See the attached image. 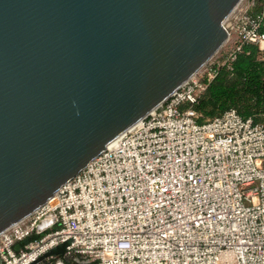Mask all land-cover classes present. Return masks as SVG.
Instances as JSON below:
<instances>
[{"label":"built area","instance_id":"obj_1","mask_svg":"<svg viewBox=\"0 0 264 264\" xmlns=\"http://www.w3.org/2000/svg\"><path fill=\"white\" fill-rule=\"evenodd\" d=\"M246 45L264 59V0H249L221 48L53 197L0 233L1 264H264V123L197 109ZM20 245L16 249V245Z\"/></svg>","mask_w":264,"mask_h":264},{"label":"water","instance_id":"obj_2","mask_svg":"<svg viewBox=\"0 0 264 264\" xmlns=\"http://www.w3.org/2000/svg\"><path fill=\"white\" fill-rule=\"evenodd\" d=\"M248 2L0 0V233L196 74Z\"/></svg>","mask_w":264,"mask_h":264},{"label":"trees","instance_id":"obj_3","mask_svg":"<svg viewBox=\"0 0 264 264\" xmlns=\"http://www.w3.org/2000/svg\"><path fill=\"white\" fill-rule=\"evenodd\" d=\"M230 107L264 123V59L257 45H246L234 63L233 74L223 69L197 105L206 117Z\"/></svg>","mask_w":264,"mask_h":264},{"label":"flooded vegetation","instance_id":"obj_4","mask_svg":"<svg viewBox=\"0 0 264 264\" xmlns=\"http://www.w3.org/2000/svg\"><path fill=\"white\" fill-rule=\"evenodd\" d=\"M54 264H90V263L80 256L67 257L64 255H59L58 260Z\"/></svg>","mask_w":264,"mask_h":264},{"label":"crops","instance_id":"obj_5","mask_svg":"<svg viewBox=\"0 0 264 264\" xmlns=\"http://www.w3.org/2000/svg\"><path fill=\"white\" fill-rule=\"evenodd\" d=\"M56 257L51 260V264H54L57 260L59 255H55ZM86 260V259H85ZM87 261V260H86ZM88 262V261H87Z\"/></svg>","mask_w":264,"mask_h":264},{"label":"bare ground","instance_id":"obj_6","mask_svg":"<svg viewBox=\"0 0 264 264\" xmlns=\"http://www.w3.org/2000/svg\"><path fill=\"white\" fill-rule=\"evenodd\" d=\"M116 140H117V139H115L113 142H115ZM113 142H112V143H113Z\"/></svg>","mask_w":264,"mask_h":264}]
</instances>
